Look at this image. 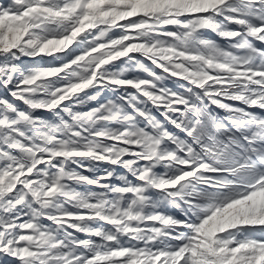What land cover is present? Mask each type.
I'll list each match as a JSON object with an SVG mask.
<instances>
[{
  "label": "snow or ice",
  "instance_id": "snow-or-ice-1",
  "mask_svg": "<svg viewBox=\"0 0 264 264\" xmlns=\"http://www.w3.org/2000/svg\"><path fill=\"white\" fill-rule=\"evenodd\" d=\"M0 89V264H264V0H0Z\"/></svg>",
  "mask_w": 264,
  "mask_h": 264
},
{
  "label": "rangeland",
  "instance_id": "rangeland-1",
  "mask_svg": "<svg viewBox=\"0 0 264 264\" xmlns=\"http://www.w3.org/2000/svg\"><path fill=\"white\" fill-rule=\"evenodd\" d=\"M51 61L49 60H40L39 58L35 59V60H31V59H25L23 61L24 64L26 65H41V64H47V63H50ZM139 75H142V73H137ZM169 86H171L173 89H176L178 90L179 89V84H177L175 81H169L168 82ZM0 95H7V93L3 90V89H0ZM116 93H112V92H105L102 96H100L98 98L97 101L91 103L90 105H88V107H95L98 103H101L103 102L104 100L106 99H109V98H112L114 99L116 97ZM9 99H11V97H9ZM19 104V102H16ZM38 115H42V116H45V117H49V114L48 113H43V112H40V113H37ZM104 166H101V170ZM118 172H122L123 170L122 169H117ZM115 182V181H114Z\"/></svg>",
  "mask_w": 264,
  "mask_h": 264
}]
</instances>
